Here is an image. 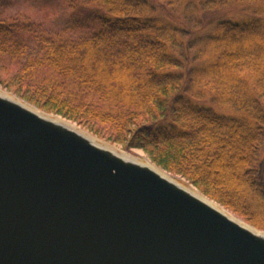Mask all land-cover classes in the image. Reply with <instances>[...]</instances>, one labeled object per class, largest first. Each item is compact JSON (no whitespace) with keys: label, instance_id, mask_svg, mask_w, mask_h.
<instances>
[{"label":"trees","instance_id":"1","mask_svg":"<svg viewBox=\"0 0 264 264\" xmlns=\"http://www.w3.org/2000/svg\"><path fill=\"white\" fill-rule=\"evenodd\" d=\"M0 84L264 230V0H0Z\"/></svg>","mask_w":264,"mask_h":264},{"label":"water","instance_id":"2","mask_svg":"<svg viewBox=\"0 0 264 264\" xmlns=\"http://www.w3.org/2000/svg\"><path fill=\"white\" fill-rule=\"evenodd\" d=\"M148 163L0 92V264H264V231Z\"/></svg>","mask_w":264,"mask_h":264},{"label":"rangeland","instance_id":"3","mask_svg":"<svg viewBox=\"0 0 264 264\" xmlns=\"http://www.w3.org/2000/svg\"><path fill=\"white\" fill-rule=\"evenodd\" d=\"M0 91L20 100L21 102L23 103H26L32 107H35L37 109H39L38 107H36L35 105L25 101L24 99H22L21 97H19L16 93H14L13 91L9 90L8 88L4 87L2 84H0ZM40 111H43L41 109H39ZM45 112V111H44ZM48 113V112H46ZM48 114H51L55 117H58L60 119H63L64 121H67L69 124H72L74 125L76 128H78L79 130L85 132L86 134H89L90 136L94 137L96 140L100 141L101 143L105 144V145H108L109 147H112L113 149L117 150L118 152H121V153H127L128 155L132 156L133 158H136L140 161H143V162H150L151 164L155 165L156 167L160 168L159 166H157L155 163H153L149 157L140 149H131V150H127V149H124L123 147H121L120 145H117V144H112L108 141H105L103 139H100L99 137L91 134L89 131H87L86 129H84L83 127H81L80 125L76 124L75 122L71 121V120H68L66 118H63L59 115H55L53 113H48ZM162 169V168H160ZM170 177L176 179L178 182L182 183L183 185H185L187 188H190L192 189L193 191L201 194V195H204L202 194L195 186H193L192 184H190L188 181H186L183 177L179 176V175H175L171 172H168L166 170H164ZM207 197V196H206ZM210 199V198H209ZM212 200V199H211ZM214 201V200H213ZM216 202V201H215ZM217 203V202H216ZM219 204V203H218ZM221 207H223L224 209L227 210V212H229L232 216L242 220V221H245L243 218H241L240 216L236 215L235 213H233L232 211H230L229 209L225 208L224 206H222L221 204H219ZM246 223H248L247 221H245ZM249 224V223H248ZM250 225V224H249ZM264 231V230H262Z\"/></svg>","mask_w":264,"mask_h":264},{"label":"bare ground","instance_id":"4","mask_svg":"<svg viewBox=\"0 0 264 264\" xmlns=\"http://www.w3.org/2000/svg\"><path fill=\"white\" fill-rule=\"evenodd\" d=\"M1 93H2V91H0ZM123 154H125V155H128L127 153H123ZM130 156V155H129ZM149 165H151V166H153L154 167V165L153 164H151V163H148ZM196 193V192H195ZM231 217H233L232 215H231ZM233 218H235V217H233ZM235 220L237 221L238 220V218H235ZM239 222V221H238ZM251 228V227H250ZM251 229H253V228H251ZM253 230H255V229H253ZM261 233H263L264 234V232H261Z\"/></svg>","mask_w":264,"mask_h":264}]
</instances>
